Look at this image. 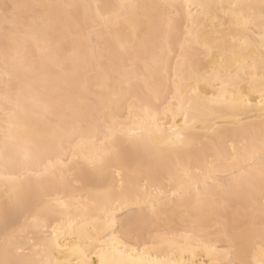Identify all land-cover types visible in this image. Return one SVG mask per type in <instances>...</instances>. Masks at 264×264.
Returning a JSON list of instances; mask_svg holds the SVG:
<instances>
[{"label": "snow or ice", "instance_id": "1", "mask_svg": "<svg viewBox=\"0 0 264 264\" xmlns=\"http://www.w3.org/2000/svg\"><path fill=\"white\" fill-rule=\"evenodd\" d=\"M0 264H264V0H0Z\"/></svg>", "mask_w": 264, "mask_h": 264}]
</instances>
